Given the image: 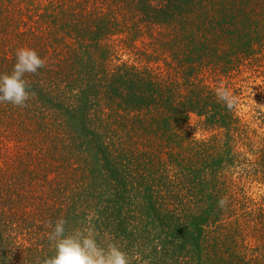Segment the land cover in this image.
I'll return each mask as SVG.
<instances>
[{
	"label": "trees",
	"instance_id": "1",
	"mask_svg": "<svg viewBox=\"0 0 264 264\" xmlns=\"http://www.w3.org/2000/svg\"><path fill=\"white\" fill-rule=\"evenodd\" d=\"M22 47L47 63L0 104V264L58 218L132 264H264V0H0V74Z\"/></svg>",
	"mask_w": 264,
	"mask_h": 264
},
{
	"label": "clouds",
	"instance_id": "2",
	"mask_svg": "<svg viewBox=\"0 0 264 264\" xmlns=\"http://www.w3.org/2000/svg\"><path fill=\"white\" fill-rule=\"evenodd\" d=\"M46 63L31 48L17 49L11 72L0 74V104L27 107L35 92L25 77L38 74L40 69L46 67ZM217 95L227 107L231 108L235 104V98L227 90L218 91ZM219 203L223 206L226 202L221 200ZM66 225L64 218L46 223L49 229L47 239L54 254L42 261L37 260L36 264H132V258L122 250L120 244L115 241L104 242L91 223L70 232Z\"/></svg>",
	"mask_w": 264,
	"mask_h": 264
},
{
	"label": "rangeland",
	"instance_id": "3",
	"mask_svg": "<svg viewBox=\"0 0 264 264\" xmlns=\"http://www.w3.org/2000/svg\"><path fill=\"white\" fill-rule=\"evenodd\" d=\"M260 70L264 71V67H262ZM245 76L248 77L250 75H244L243 77H245ZM250 77H252V76H250ZM239 79H242V77ZM249 83H250L249 85H254L255 83H257L259 86H261L260 89H264L263 74L256 75V77L254 79L253 78L249 79ZM260 89L257 88V89L253 90L252 88H250V89H246L244 91V93H242V95L240 96L241 97L240 103H242V105H241V112L242 113H246L250 109L249 106H251L252 104L254 105V99H256V97H257L256 90L260 91ZM250 98H251V100H249ZM260 110L262 112L264 111V104L261 105Z\"/></svg>",
	"mask_w": 264,
	"mask_h": 264
}]
</instances>
